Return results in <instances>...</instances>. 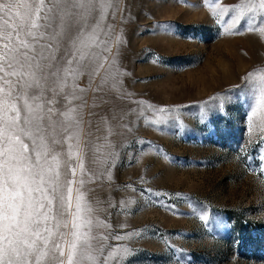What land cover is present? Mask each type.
I'll use <instances>...</instances> for the list:
<instances>
[{"label":"rangeland","instance_id":"374dc122","mask_svg":"<svg viewBox=\"0 0 264 264\" xmlns=\"http://www.w3.org/2000/svg\"><path fill=\"white\" fill-rule=\"evenodd\" d=\"M259 5L98 0L81 51L103 67L65 91L85 89L81 192L106 264H264Z\"/></svg>","mask_w":264,"mask_h":264},{"label":"snow or ice","instance_id":"6c2138e0","mask_svg":"<svg viewBox=\"0 0 264 264\" xmlns=\"http://www.w3.org/2000/svg\"><path fill=\"white\" fill-rule=\"evenodd\" d=\"M97 4L0 0V264H106L96 254L103 244L92 234V209L81 192L85 153L78 109L84 105H71L85 89L65 91L69 77L84 74L81 69L103 67L81 51ZM73 139L77 143L65 153Z\"/></svg>","mask_w":264,"mask_h":264}]
</instances>
